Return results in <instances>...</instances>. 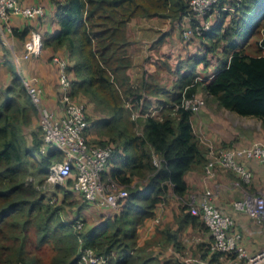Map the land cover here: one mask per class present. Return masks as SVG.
Returning <instances> with one entry per match:
<instances>
[{"label":"trees","instance_id":"1","mask_svg":"<svg viewBox=\"0 0 264 264\" xmlns=\"http://www.w3.org/2000/svg\"><path fill=\"white\" fill-rule=\"evenodd\" d=\"M224 1L219 0V6ZM232 4L235 13L230 24L222 28L221 21L206 33L210 39L225 41L223 51L227 58L205 82L194 80L195 65L181 72L175 89L169 92L167 87L151 81H143V87L133 84L128 53L132 41L127 25L135 17H165L181 22L190 13L189 0L56 1L59 28L43 35L42 45L67 51V70L74 74L71 95L83 93L103 113L91 121V126L103 136L95 143L113 145L110 176L124 185L136 177L144 181L128 187V196L119 211L85 231L81 244L72 226L74 221L61 219L62 206L49 203L36 187L44 181L50 166L62 160V154L54 147L46 153L40 151L43 137L38 129L30 131L27 139L26 128L37 110L13 64L5 57L11 80L0 87V264H79L81 247L93 250L97 264H177L152 252L154 240L138 245L137 229L144 219L154 216L157 205L166 202L170 193L184 196L189 188L185 174L198 168L204 171L208 162L206 150L193 130L192 111L180 106L182 97L192 98L202 86L220 107L256 117L264 127V0H232ZM260 24L262 52L245 53L236 39L247 41ZM27 31L13 33L24 37ZM162 41L159 37L152 46L156 48ZM0 48L4 50L1 43ZM204 57L200 56L198 62L206 66ZM160 64L170 69L167 62ZM144 89H149L146 94L164 97L162 116L147 115L127 121V103L138 108L143 99L141 109L149 104ZM154 156H158V162ZM29 175L33 179L28 182ZM71 180L69 177L66 182ZM58 189L65 203L71 192L61 186ZM185 208L182 205L178 230L186 224L207 229L200 216L184 211ZM29 232L33 233L35 249L51 246L48 261L28 247ZM162 233L164 243L182 252L178 231L166 228ZM199 247L204 251L202 255L210 254L209 261L214 263L221 261V256L231 257L212 252L207 243Z\"/></svg>","mask_w":264,"mask_h":264},{"label":"built area","instance_id":"2","mask_svg":"<svg viewBox=\"0 0 264 264\" xmlns=\"http://www.w3.org/2000/svg\"><path fill=\"white\" fill-rule=\"evenodd\" d=\"M218 3L219 0H189L190 13L183 18L198 21L195 25L197 33L204 31L209 24L204 26L199 23L211 14ZM13 15L41 18L44 16V9L40 5L23 4L20 0H0V39L5 43H7L5 32L11 31L10 19ZM184 33L185 37H188L190 29H185ZM39 38L38 33H32L31 38L24 44V57L38 51ZM51 61L57 68V87L60 90L58 114L45 106L43 90L36 76L18 72L40 118L43 131L40 151L46 153L54 147L62 154V160L53 163L49 168L50 179L71 177L75 190L91 204L118 209L128 196V191L118 187L107 169L113 155V145H101L86 140L85 133L89 126L87 109L84 103L71 99L72 78L67 70L68 62L66 58L56 55L51 57ZM194 96L192 98L183 96L180 106L189 110L194 109L196 105L191 104ZM196 103L202 101L196 100ZM247 159L256 160L264 167L263 141L256 140L246 145L219 148L214 158L206 163L204 172L208 176L215 174L218 169L233 172L236 180H233L232 184L243 186L244 189V196L234 201L233 206L244 211L255 221L261 222L264 220V190L260 191V195L248 194L245 187L251 184L253 174L245 162ZM215 196V191L204 189L198 196L192 198L194 202L190 204V212L199 215L207 227L211 237L210 250L231 256L220 264H264V247L254 253L247 251L234 218L215 204ZM86 252L91 254L93 250L86 248ZM90 261L98 262V258L92 256Z\"/></svg>","mask_w":264,"mask_h":264},{"label":"rangeland","instance_id":"3","mask_svg":"<svg viewBox=\"0 0 264 264\" xmlns=\"http://www.w3.org/2000/svg\"><path fill=\"white\" fill-rule=\"evenodd\" d=\"M219 5L220 4H217L213 8L211 14L207 16L205 19H203L202 22L199 23L204 26L209 24L208 27L204 31L201 30V32L199 33H197V30H195V25L198 24V21L197 22L188 21V19H185V18L184 19L182 18L183 21L181 20V22H174L169 19H166V20L154 19L161 23V24L159 23L160 25L155 26V29H157L155 38L158 36L162 37L163 38V41L161 42L162 45L156 48L153 47L152 46L153 43L150 44L149 42L150 41L149 39H151L150 37L147 42L148 44L146 45V47H144V50L143 51L141 50L138 53V56L136 55L135 59L141 58L140 55L143 52V54H145L147 57L145 59V66L144 65L131 66L130 75H131L133 84L143 87L142 86L143 81H151L153 83H158L159 86L161 85L163 87H167L169 89V92H171L175 89V84H176L175 82L177 78L179 77L180 73L186 70H191L190 68L191 67L193 68L194 65H195L194 71L196 74L195 75L196 77L194 80H201L202 82L209 80L212 72H214L219 67L222 60H225L227 58V54L223 51L225 41L220 40L219 38L210 39L206 37V33L209 32L210 28L219 24V22L221 21H223V24L221 25L222 28H225L226 26H228V24H230L232 15L235 13V7L232 4V0H225L222 7ZM225 14L227 16L224 17ZM150 22H153V21H150ZM132 24H133V31H135L134 29L136 27V24L135 23H132ZM188 28L190 29V33L188 37H185L184 30ZM262 31H263V27L260 24L259 26L254 28V32L247 39V41L243 39H236L237 42L239 43V47L243 46L244 52L248 54L256 55V54L261 53L262 50L260 49L259 41L262 36ZM137 33H139V31ZM186 44H190V45L186 46ZM53 55H56L59 57H66V56H63L57 53L52 54L51 57ZM188 56L193 57L195 62L190 61L188 59ZM200 56H205L204 59L207 63L206 66H204L202 62L201 63L198 62L200 60ZM168 60H170L171 62L169 64L170 69L167 67L165 69L164 66H159V65H162L160 64L161 62H169ZM70 76L74 77V74L70 72ZM57 80H58V75H57ZM148 90L149 89L143 90V94L145 95L144 97L146 98V100H148V103H149L146 106V108H144V105H143L144 109L140 108L143 103V99L140 101V105L138 106V108L132 107L131 103L126 104L125 117L127 121H132V120L136 121L138 117H146L147 115L155 116L158 118L162 116L163 113L161 109H162V106L164 105L163 103H165L164 97L162 95H156L160 99L163 98V100L161 101L160 99L158 100L157 98L154 99L155 96L151 99V97H149V95L146 94V93H149ZM56 95H57L56 99L58 100L60 96V90L58 87H57ZM194 97L195 98L193 99L191 104H195L196 107L194 109H191L192 111L191 122L194 128V131L198 135V136L196 135L197 138L199 137L198 139L200 141H204V139L207 140V141H204V144H207V143L210 144V137L207 136L206 138H204V136L207 131L209 132V130L212 129L213 124H214V121H213L214 118L216 119L221 118L220 127L226 130L227 133H230V134H233V133L238 134V132H240L238 126H240L242 123L250 127H254V128L258 127L257 129L258 133L262 132L263 130L260 120L255 119L251 116H248V117L238 116L220 107L217 104V102L209 94H207L204 91L202 86L198 88ZM71 99L72 101L84 103L86 106L87 116L90 122V126L86 130V133H85L86 140L88 142H95V140L103 138V136L98 133L99 131L97 132V129L91 126V121L103 116V113L100 112V108L97 107L96 103L90 100L88 96L84 95L81 92H78L75 95H71ZM196 100H200L202 101V103H196ZM222 112H224V114H227V115L223 116L221 114ZM133 113L138 114V115L133 116L132 115ZM234 120L237 122V128H233V126H231V121L233 122ZM37 129L40 131V135L42 136L43 131H42V127L40 124V118H39L38 112L36 111V113L33 115L31 124L28 126V128H26V137L28 140L30 138L29 132L32 130H37ZM212 130L210 132H212ZM138 132H140V130H138ZM234 134H233V139H234ZM235 141L236 140H233V142L231 141L228 143L220 141L218 144L205 149L206 150L205 153H206L208 160L214 158L218 149L221 147H225L224 144H230L229 146H233V145L240 146L241 145L237 141H236L237 143H235ZM204 144L203 146H205ZM153 158L155 162L159 161L158 156H154ZM219 170H224V169H219ZM198 171H202V169L199 168ZM225 171H226L225 173L227 177L226 179L228 180V182L232 180H236V176L233 172L228 171V170H225ZM49 175L50 174L48 172L44 181L36 187L44 192L49 203L53 204L54 206H62L60 208L61 219H63L64 221H70V220L74 221V224L72 226L77 232L80 244L83 240L82 235L85 231H87L91 227H94L98 223L100 224V222H102L105 218L114 216L119 211V208L113 209V208H106V207L96 206L94 204H91L88 200H86L82 196V194H80L79 192L75 190V188L73 187L72 180L71 182L67 183L66 179H58V178L50 179ZM32 179H33L32 175H29L27 177L28 182L32 181ZM112 179L114 178L112 177ZM139 180L143 181L140 178L136 177L133 179V181L130 184L124 185V184L119 183V181H117L116 179H114V181H116V184L118 185L120 189L122 188L127 191H129L128 187L130 188V187H133L135 184L140 183ZM58 186L64 187L68 191L71 192L70 197L66 199L65 203H63L64 201H62L63 195H62V192L58 189ZM241 187L243 189V186ZM202 191H203L202 188L198 190V189L190 188L189 186V188L185 192L186 195L184 196L175 195L176 197L181 198V199L179 198L180 202L182 203L180 205V210H181L182 205H185L187 208H185L184 211L188 210L190 212V208H191L190 204L194 202L192 198L198 196ZM248 194L251 196H256V195H260L261 193L254 192V190H250L248 191ZM240 197L241 195L239 196V198ZM169 198H170V195L168 196L166 202L163 205H169L168 204ZM170 206L172 207L175 205H170ZM180 210L178 211V208H177V213L175 211L172 212L174 216V220L171 221L172 224L173 223L179 224L180 216H182L183 214V211L182 210L180 211ZM159 215L160 214H157V215L154 214V216L152 217V221L154 222L153 224H155L156 222L160 220L158 218ZM156 218H158V221H156ZM200 221L202 224H204L201 217H200ZM161 224L162 222L160 220L156 224V227ZM167 225L168 223H166V227H164L165 229L168 228ZM184 235L185 236L183 240L185 241L186 246L183 247L182 252H176V249L170 246V249L163 251L161 255L162 259H169V260L171 259L173 262H176L177 264H180V262L184 264H195V261L193 260L191 253H190L193 250V248L196 247V252H195V255H196V253L198 254L199 252H201L200 250L202 249L199 247V244H198L199 242L203 241L204 242L203 244L207 243L208 246L211 243V237L209 236L206 240L204 239V236H200V237L197 236L195 240L194 239L195 236H193V234L189 235L188 233H185ZM27 242H28L29 248H32L37 253H39L40 257L43 260L48 261V257L51 252L50 245L43 246L40 249H35L34 247L35 241H34V236L32 232H29V237H28ZM192 254H194V252H192ZM92 256H95L94 252L89 254L88 252H86V248L81 247L80 252H79V257H80L79 264H97V262L93 263L90 261V258ZM225 259L226 258H222L221 261ZM221 261L219 260L215 264H220Z\"/></svg>","mask_w":264,"mask_h":264},{"label":"crops","instance_id":"4","mask_svg":"<svg viewBox=\"0 0 264 264\" xmlns=\"http://www.w3.org/2000/svg\"><path fill=\"white\" fill-rule=\"evenodd\" d=\"M23 4L28 5H40L44 9V16L41 18H25L19 15H13L10 19L11 31L5 32V37L7 39V43L3 42L0 39V43L3 45V48H0V87L7 85L11 80L10 71L7 68L4 60L5 57L13 64L16 72H22L28 76H36L38 84L41 86L43 90V102L47 108L52 110L54 113L58 114L60 112V106L58 104V100L56 99L57 94V68L56 65L51 61V55L54 53L61 54L63 56H67V51L64 48H58L54 50L51 46H43L42 45V36L54 33L58 28V19L56 15L57 11V2H62L64 0H20ZM154 19H168L165 17H155V18H145V17H135L133 18L127 25V33L129 39L132 41L130 46L128 47V53L132 59L131 66H145L146 55H140L141 58L135 59L136 55L148 44L149 39L150 44L153 43L158 37L155 38V34L157 29L155 26L160 25L161 23ZM184 19V18H183ZM182 19V21H183ZM170 20V19H169ZM153 21V22H150ZM136 24L135 31H133V24ZM160 23V24H159ZM156 24V25H155ZM27 29V33L24 37H19L14 35L13 30H24ZM139 31V33H137ZM39 34L40 45L39 49L36 53L30 54L27 57H24L25 53V42L31 38L32 33ZM1 37V35H0ZM180 43V42H179ZM142 44V45H141ZM190 44H186L189 46ZM6 52V53H5ZM154 52V51H153ZM188 59L192 60L193 57H189ZM168 64H170V60H168ZM200 63V62H199ZM131 72V68L129 70V74ZM131 76V75H130ZM160 83V82H159ZM158 84V83H157ZM151 99L154 97L158 100L160 99L156 95L148 94ZM163 100L160 99V101ZM223 108V107H222ZM225 109V108H224ZM227 110V109H226ZM229 111V110H228ZM232 112V111H230ZM234 113V112H232ZM223 116L224 112L221 113ZM236 114V113H234ZM238 115V114H236ZM241 116V115H238ZM248 117V116H242ZM253 117V116H251ZM258 119L256 117H253ZM221 118H214V124L212 129L205 133L204 138L207 136L210 137V144H204V141L199 140V144L207 149L208 147H212L213 145L221 142H233L236 140L241 145L249 144L256 140L264 141V127L262 132L258 133V127H250L245 124H241L238 126L239 131L238 134L227 133L226 130L220 127ZM260 120V119H258ZM261 123V121H260ZM193 126V125H192ZM231 126L233 128H237V122L234 120L231 121ZM194 130V128H193ZM212 130V132H210ZM206 131V130H205ZM197 135V133L194 131ZM210 133V134H208ZM100 134V133H99ZM203 134V133H202ZM198 136V135H197ZM199 138V137H198ZM235 141V143H237ZM203 142V143H202ZM203 144L205 146H203ZM247 166L251 169L253 174L252 182L249 186H246L247 192L250 190H254V192H260L264 190V167H262L258 161L253 159H247ZM111 164L108 165V170H110ZM199 169V168H198ZM198 169H192L185 174V179L190 188L198 189H211L216 192V196L214 198L215 204L220 207L224 212L230 214L234 220L237 229L242 234V239L244 245L249 253H254L261 248L264 247V220L261 222L255 221L251 216L246 214L242 210H237L233 206L234 201L242 199L244 196V189L237 185H233L232 181L228 182L226 179V171L225 170H217L215 174L212 176H208L204 173V171H198ZM252 185V187H251ZM241 192V194H240ZM170 198L168 199L169 205H163L164 203H160L155 208V214H160L158 218L161 220L162 224L156 227L158 218H156L155 224L152 221V217L144 219L143 223L138 226L137 229V243L138 245H143L145 242L154 240L155 244L151 245L152 252L154 254L161 255L163 251L170 249V246L173 247L170 243H164V234L162 230L165 229L166 223H168L167 227L171 231H178V240L182 242V250L183 247L186 246L185 241L183 240L184 234L188 233L189 235L195 236L194 239L198 236H204L206 240L208 238L209 232L206 228H203L198 225L186 224L183 228L178 230L179 224H172V220H174V216L172 212L177 213L180 210V197H176L175 194L170 193ZM186 195V194H184ZM241 197L239 198V196ZM180 198V199H179ZM179 199V201H178ZM175 204H174V203ZM175 205V206H170ZM170 206V207H169ZM181 211V210H180ZM170 223V224H169ZM172 225V226H171ZM158 228V230H157ZM196 240V239H195ZM204 240V241H205ZM199 242L198 244L200 245ZM201 248V247H200ZM198 254L196 252V247L190 252L195 264H215L214 262L209 261L210 254H206V256L202 255L203 250H200ZM176 252H180L176 249ZM194 252V254H192ZM195 255V256H193ZM198 256V257H197ZM221 256L219 259H222ZM162 259V258H161ZM198 260V261H197ZM180 264H184L181 263Z\"/></svg>","mask_w":264,"mask_h":264}]
</instances>
